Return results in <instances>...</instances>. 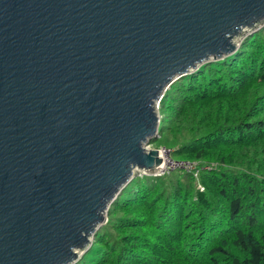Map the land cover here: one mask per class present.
Masks as SVG:
<instances>
[{"label":"water","instance_id":"obj_1","mask_svg":"<svg viewBox=\"0 0 264 264\" xmlns=\"http://www.w3.org/2000/svg\"><path fill=\"white\" fill-rule=\"evenodd\" d=\"M264 0H0V264H73L155 176L169 85L234 53Z\"/></svg>","mask_w":264,"mask_h":264},{"label":"trees","instance_id":"obj_2","mask_svg":"<svg viewBox=\"0 0 264 264\" xmlns=\"http://www.w3.org/2000/svg\"><path fill=\"white\" fill-rule=\"evenodd\" d=\"M158 111L172 159L212 167L134 176L73 264H264V26L173 81Z\"/></svg>","mask_w":264,"mask_h":264},{"label":"built area","instance_id":"obj_3","mask_svg":"<svg viewBox=\"0 0 264 264\" xmlns=\"http://www.w3.org/2000/svg\"><path fill=\"white\" fill-rule=\"evenodd\" d=\"M158 150H159L161 156L165 152H167V150L165 148H161V149H158ZM169 153H170V151H169ZM162 158H163V156H162ZM166 159L168 160V162H170V160L168 158H166ZM170 165H172V167H178L179 169L185 170L187 172H192L195 177L198 176V173H199V171L201 169H210L212 167L211 164L199 165L196 161H190V160H180V161H176L175 160L174 161L173 160L172 163L170 162L169 165L167 167H165V168H162L160 166L159 169L157 170L155 176L163 175V173L166 170H168V168H170ZM199 188H200V190H203V187L202 186H200Z\"/></svg>","mask_w":264,"mask_h":264},{"label":"rangeland","instance_id":"obj_4","mask_svg":"<svg viewBox=\"0 0 264 264\" xmlns=\"http://www.w3.org/2000/svg\"><path fill=\"white\" fill-rule=\"evenodd\" d=\"M158 107H159V105H158ZM172 143V141L170 140V139H168V138H166V139H164L163 137L162 138H158V139H156L154 142H151V141H148L147 143H146V147L148 148V149H152V148H156V149H161V148H165L166 150H167V152H165L166 154H163L162 156H163V159L164 160H167L166 158H168L169 160H170V162L172 163V161L174 160V159H172V157H171V151H172V147L174 146V144H171ZM169 151H170V153H169ZM172 160V161H171ZM168 161V160H167ZM175 161V160H174ZM176 161H180V160H176ZM170 162H168V164H166V162H164V165H163V167L162 168H164V167H166V166H168L169 165V163ZM175 163V162H174ZM163 164V163H162ZM174 170H181V169H179L178 167H172V165H170V168H168V170H166L164 173H168V172H170V171H174ZM163 173V174H164ZM142 176V175H145V174H143V172L141 171V170H138V169H134V176ZM106 216H107V213H106ZM104 224V223H103Z\"/></svg>","mask_w":264,"mask_h":264},{"label":"bare ground","instance_id":"obj_5","mask_svg":"<svg viewBox=\"0 0 264 264\" xmlns=\"http://www.w3.org/2000/svg\"><path fill=\"white\" fill-rule=\"evenodd\" d=\"M165 154V153H164ZM164 162H166V164H168V161L167 160H163V164L161 165V167H163L164 165ZM167 167V166H166ZM165 168V167H164Z\"/></svg>","mask_w":264,"mask_h":264}]
</instances>
